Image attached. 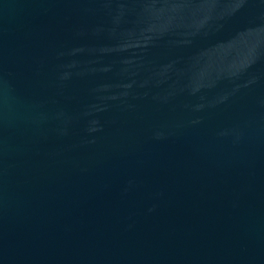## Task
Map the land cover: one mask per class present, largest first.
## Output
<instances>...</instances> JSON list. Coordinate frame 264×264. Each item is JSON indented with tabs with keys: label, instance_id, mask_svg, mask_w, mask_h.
Wrapping results in <instances>:
<instances>
[{
	"label": "water",
	"instance_id": "95a60500",
	"mask_svg": "<svg viewBox=\"0 0 264 264\" xmlns=\"http://www.w3.org/2000/svg\"><path fill=\"white\" fill-rule=\"evenodd\" d=\"M0 264H264V0H0Z\"/></svg>",
	"mask_w": 264,
	"mask_h": 264
}]
</instances>
